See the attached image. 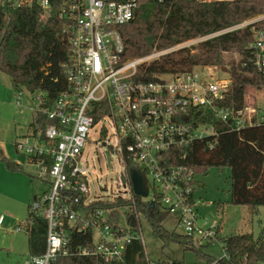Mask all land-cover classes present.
I'll list each match as a JSON object with an SVG mask.
<instances>
[{
  "label": "built area",
  "instance_id": "2783aa9c",
  "mask_svg": "<svg viewBox=\"0 0 264 264\" xmlns=\"http://www.w3.org/2000/svg\"><path fill=\"white\" fill-rule=\"evenodd\" d=\"M2 6L36 8L42 21L58 20L69 44L63 63L69 88L50 107H44L38 96L39 109L30 131L16 143L38 166L37 174L50 182V191L31 205L47 221L46 247L42 254H29L25 264H52L68 255L69 229L93 232L92 245L79 247V255L124 264L127 243L139 238L144 245L140 212L134 209L154 202L156 196L183 234L198 241L221 239V221L198 212L203 202L197 194L198 173L188 162L189 151L197 140H207L210 148L217 141L220 130L204 119L205 113L231 130L264 126V100L256 103L246 95L243 108L223 106L220 101L233 78L216 77L207 65L163 74L171 77L169 82L163 75L143 77L140 64L150 57L129 58L124 37L125 28L137 17L140 0H0ZM263 18L264 14L258 20ZM248 47L251 56L244 65L264 73L263 29L255 32ZM39 111L48 120L44 129ZM91 128L97 129L103 145H110L113 134L123 163L122 180L108 197L91 194L90 172L81 163ZM129 163L143 175L149 195L148 185L154 190L151 200L135 194ZM116 198L131 202L127 223L114 222L113 217L114 210L124 206L95 205ZM130 215L136 217L137 230L132 231ZM145 259L156 264L146 254Z\"/></svg>",
  "mask_w": 264,
  "mask_h": 264
},
{
  "label": "trees",
  "instance_id": "16d2710c",
  "mask_svg": "<svg viewBox=\"0 0 264 264\" xmlns=\"http://www.w3.org/2000/svg\"><path fill=\"white\" fill-rule=\"evenodd\" d=\"M264 14V0H167L155 2L140 0L136 19L124 30L129 58L145 57L154 50L172 47L182 42L202 38L197 44L180 47L172 52L154 57L140 64V74L153 78L163 74L187 71L194 66L230 65L233 83L221 104L240 109L246 105L248 86L264 88V73L249 64V44L258 30H264V18L249 22ZM238 26V27H237ZM58 20L42 21L36 8L0 7V71L7 73L14 87L27 90L33 98L41 96L44 107H50L55 99L69 88L63 68L69 54V44L62 33ZM236 49L241 58L238 62L226 52ZM241 72V73H237ZM245 73L252 74L249 77ZM198 112V111H197ZM204 119L212 121L220 130L217 141L209 147L207 140H197L190 149L188 162L197 173L212 166L231 169V202L248 205L254 210L264 205V126L254 125L231 130L224 123L214 120L210 112ZM40 128L48 120L41 111L37 113ZM200 118H197L199 120ZM201 119V121H207ZM6 162L14 170L21 166L10 159L0 147V162ZM180 161V160H179ZM132 166L129 163L128 168ZM200 181H197L199 184ZM155 207L137 204L135 212L146 213L153 232L168 243L176 241L186 249L201 245L202 241L169 230L164 221L171 217L164 210L159 196ZM130 201L97 202L102 207L129 206ZM114 210V222H118ZM131 220H129V223ZM137 230V224L132 231ZM47 221L29 210L28 248L32 255L42 254L46 247ZM69 254L59 256L52 264H111L94 255H79V247L91 246L93 232L68 231ZM225 256L216 264H264V232L255 237L251 232L221 237ZM199 252L202 250L197 247ZM154 261V260H153ZM156 264H186L183 260L155 261ZM124 264H147L144 245L139 238L127 243Z\"/></svg>",
  "mask_w": 264,
  "mask_h": 264
},
{
  "label": "rangeland",
  "instance_id": "374dc122",
  "mask_svg": "<svg viewBox=\"0 0 264 264\" xmlns=\"http://www.w3.org/2000/svg\"><path fill=\"white\" fill-rule=\"evenodd\" d=\"M255 17L246 22L258 20ZM245 22V23H246ZM243 23V24H245ZM131 30V26L126 28ZM202 38L191 39L181 44L161 50H154L146 57L152 59L172 52L180 47L197 44ZM229 58L238 62L241 54L236 49L226 52ZM216 77L233 78L230 65L219 67L210 65ZM217 67V68H216ZM222 68V67H221ZM241 73V72H237ZM249 77L252 74L245 73ZM171 81L169 75L162 76ZM247 96L256 103L264 100V89L258 90L254 85L248 86ZM39 109V99L25 89L13 86L11 77L0 71V147L15 163L20 164L18 170L11 169L6 162H0V264H25L30 252L28 248V215L30 206L37 197H42L50 191V182L42 179L38 173V166L29 156L19 150L17 141L24 139L30 131L35 113ZM205 133H209L205 127ZM110 145H103L96 128H91L87 142L83 149L82 165L88 167L91 194L101 197L110 196L122 180L123 163L117 152V142L113 134L109 137ZM197 194L203 202L199 206V213L208 219L221 221L220 238L231 234L251 232L259 237L264 232V205L252 210L248 205L233 204L231 202V169L225 167H208L196 176ZM149 181L151 178H148ZM150 195L145 201L154 197V190L148 185ZM131 210L124 206L117 211L120 223H127L126 214ZM33 212V211H32ZM115 216V215H114ZM116 217V216H115ZM140 225L144 237L145 254L154 261L183 260L186 264H216L210 259L218 260L225 255L222 239L202 241L201 245L186 249L184 244L176 241L165 243L160 236L153 232V226L147 214L140 213ZM169 230L183 233L170 218L164 221ZM199 247L202 252H199Z\"/></svg>",
  "mask_w": 264,
  "mask_h": 264
},
{
  "label": "water",
  "instance_id": "95a60500",
  "mask_svg": "<svg viewBox=\"0 0 264 264\" xmlns=\"http://www.w3.org/2000/svg\"><path fill=\"white\" fill-rule=\"evenodd\" d=\"M155 80L159 81L158 78H155ZM129 172L135 194L141 197H148L149 191L145 187V181L143 175L135 167H130ZM149 205L151 209L155 207V203L152 201L149 203ZM129 220H131L132 224L136 223V217L134 215H130Z\"/></svg>",
  "mask_w": 264,
  "mask_h": 264
}]
</instances>
